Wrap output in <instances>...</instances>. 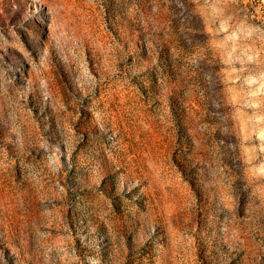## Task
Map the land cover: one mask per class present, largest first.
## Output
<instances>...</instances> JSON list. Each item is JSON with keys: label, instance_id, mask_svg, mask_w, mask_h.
<instances>
[{"label": "rangeland", "instance_id": "1", "mask_svg": "<svg viewBox=\"0 0 264 264\" xmlns=\"http://www.w3.org/2000/svg\"><path fill=\"white\" fill-rule=\"evenodd\" d=\"M0 264H264V0H0Z\"/></svg>", "mask_w": 264, "mask_h": 264}]
</instances>
